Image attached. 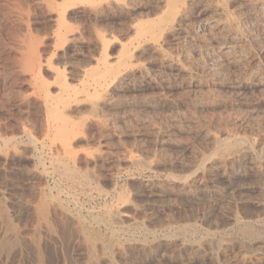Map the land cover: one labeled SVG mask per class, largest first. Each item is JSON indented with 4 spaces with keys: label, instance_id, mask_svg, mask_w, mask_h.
I'll return each mask as SVG.
<instances>
[{
    "label": "rangeland",
    "instance_id": "rangeland-1",
    "mask_svg": "<svg viewBox=\"0 0 264 264\" xmlns=\"http://www.w3.org/2000/svg\"><path fill=\"white\" fill-rule=\"evenodd\" d=\"M172 8L0 0V264H264V0Z\"/></svg>",
    "mask_w": 264,
    "mask_h": 264
},
{
    "label": "bare ground",
    "instance_id": "bare-ground-1",
    "mask_svg": "<svg viewBox=\"0 0 264 264\" xmlns=\"http://www.w3.org/2000/svg\"><path fill=\"white\" fill-rule=\"evenodd\" d=\"M188 0H168V4H169V6H171V7H173L172 9H174V11L175 12H177V14H176V16H179V14H180V8L183 6V5H185L186 4V2H187ZM190 1V0H189ZM224 3V2H223ZM118 4V3H117ZM172 9H171V11H172ZM99 10V9H98ZM164 11H166V10H164ZM215 11V10H214ZM173 12V11H172ZM172 12H171V14H172ZM220 12V11H219ZM96 13V12H95ZM165 15L166 14H164V18H165ZM62 16V15H61ZM170 16V15H169ZM172 17H173V15H171ZM166 17H168V16H166ZM226 17V16H225ZM171 18V17H170ZM175 18V17H174ZM231 18V17H230ZM64 19V18H63ZM162 19H163V16H162ZM166 20V19H165ZM169 20V19H168ZM171 20H172V18H171ZM174 20V19H173ZM260 20H264V17H262ZM161 21V20H160ZM235 21V20H234ZM163 22V21H162ZM167 22V21H166ZM170 22V21H169ZM217 22V21H216ZM228 22V21H227ZM264 22V21H263ZM211 23H212V21L211 20H207V21H205L204 23H203V25H204V28H211ZM148 24V23H147ZM150 24V23H149ZM148 24V25H149ZM154 24V23H153ZM162 25H164L163 23H161ZM181 24V23H180ZM199 24V23H198ZM262 25V24H261ZM149 26H151V25H149ZM159 26V25H158ZM141 27H144V26H142L141 25ZM161 27V26H160ZM214 27V26H213ZM229 27H230V25H229ZM147 29H148V27H146ZM158 28V27H157ZM192 28H194V27H192ZM191 28V29H192ZM221 28V27H220ZM223 28V27H222ZM151 29V28H150ZM171 29V28H170ZM169 29V30H170ZM137 30V29H136ZM135 30V31H136ZM139 30V29H138ZM141 30H142V28H141ZM149 30V29H148ZM148 30H147V32H148ZM159 30V29H158ZM193 30V29H192ZM204 30V29H203ZM209 30V29H208ZM69 31V30H68ZM166 31V30H165ZM73 32V31H72ZM153 32V31H152ZM60 33V32H59ZM193 33V32H192ZM206 33V32H205ZM246 33V32H245ZM251 33V32H250ZM154 34V33H153ZM153 34H152V36L151 37H153ZM197 34V33H196ZM217 34V33H216ZM148 35V34H147ZM150 35V34H149ZM212 35V34H211ZM137 36H139V34L138 35H136V37ZM161 35H159V37H160ZM201 36V35H200ZM73 37V36H72ZM150 37V36H149ZM205 37V36H204ZM65 38V37H64ZM106 38V37H105ZM166 38V37H165ZM63 39V38H62ZM65 39H67V37L65 38ZM75 39V38H74ZM103 39V38H102ZM156 39V38H155ZM154 39V40H155ZM73 40V39H72ZM65 41V40H64ZM63 41V42H64ZM75 41V40H74ZM99 41V40H98ZM103 41H104V39H103ZM226 41V40H225ZM106 44H108V42L106 43ZM138 44V43H137ZM233 44V43H232ZM231 44V42L230 43H227L224 47H222L223 49H225V50H227V51H229L230 53H232V51L234 50V45H232ZM105 46V45H104ZM104 46L102 47L103 49H104ZM221 46V45H220ZM160 47V46H159ZM105 48H107V46H105ZM161 48V47H160ZM125 49V48H124ZM106 50V49H105ZM122 50V49H121ZM228 52V53H229ZM239 52V51H238ZM250 52V51H249ZM105 54H106V52H104ZM124 53H125V55H128L129 54V52H128V50H124ZM209 53V52H208ZM243 53V52H242ZM171 54V53H170ZM206 54V53H205ZM225 54V53H224ZM245 54V53H244ZM164 55V54H163ZM242 55V54H241ZM172 56V55H171ZM179 56V55H178ZM209 56V55H208ZM106 57V56H105ZM105 57H103L104 59H101L102 60V62H103V65H104V69L105 70H107V69H109V68H111L110 66H111V63H110V61L111 60H109V58H105ZM122 58V57H121ZM125 58H127V57H125ZM125 58H123V59H125ZM164 58V57H163ZM241 58V57H240ZM122 59V60H123ZM245 59V58H244ZM118 61H119V58L117 59ZM126 60V59H125ZM168 60V59H167ZM171 60V59H170ZM177 60V59H176ZM180 60V59H179ZM117 61V62H118ZM124 62H126V61H124ZM235 62V61H234ZM130 63H132V61L130 62ZM118 64H120V63H118ZM117 64V65H118ZM259 64H260V62H259ZM124 65V64H123ZM179 67V66H178ZM59 69V68H58ZM259 69H264V62L261 64V66L259 67ZM59 70H61V69H59ZM253 70V69H252ZM254 70H255V68H254ZM81 71V70H80ZM110 71V70H109ZM261 71V70H260ZM106 72V71H105ZM103 73H104V71H103ZM108 73V72H107ZM101 74V73H100ZM253 74V73H252ZM57 75V77H58V73L56 74ZM65 75V74H64ZM68 75V74H67ZM85 75V74H84ZM105 75V74H104ZM59 76H60V74H59ZM101 76H103L102 74H101ZM101 76H99V74L98 75H96V76H93V77H95V81L98 83L99 81H98V78H101ZM138 76V75H137ZM255 76V75H254ZM55 77V76H54ZM120 77V76H119ZM256 77V76H255ZM60 77H58V79H59ZM39 79V78H38ZM64 79H66V77H64ZM135 79V78H134ZM55 80H56V78H55ZM111 81H113V80H111ZM125 81V80H124ZM260 81V80H259ZM69 82V81H68ZM83 82V81H82ZM91 82V81H90ZM58 84H60V86L58 87L59 88V91H60V93H59V96L58 97H56V98H53L52 99V102H51V104H50V106H49V110H50V114H52L54 117H55V119H58V120H60L61 121V130H60V132L61 131H63L64 133L68 130V120L67 119H69V117H66L65 118V116L63 115V109L64 108H66V107H68L69 105H70V103L68 102V100H67V96H69V98H70V96H71V92L73 93V92H77V91H75V89H70V86H69V84H67V82H66V80H62L61 79V81H60V83H58ZM104 84H105V82H104ZM101 86V85H100ZM75 87V86H74ZM86 87V86H85ZM56 90V89H55ZM72 90V91H71ZM74 90V91H73ZM89 91V90H88ZM50 93V92H49ZM49 93H47L48 95H49ZM77 94V96H78V93H76ZM76 94H74V96L73 97H75V95ZM109 94V93H108ZM47 96V95H46ZM100 95H98V97H99ZM90 97V96H89ZM92 97V96H91ZM94 97H96V96H94ZM101 97V96H100ZM112 97V96H111ZM82 98V97H81ZM97 98V97H96ZM76 99V98H75ZM110 99V98H109ZM114 99V98H113ZM201 99V98H200ZM203 100V99H202ZM80 101V100H79ZM100 101V100H99ZM49 102V101H48ZM201 102V101H200ZM203 102V101H202ZM96 103H98V102H95L94 104H93V106H92V108L91 109H89V111L90 110H94V111H98L99 110V105H100V103H99V105L98 104H96ZM111 103V102H110ZM133 103V102H132ZM43 104V103H42ZM49 104V103H48ZM102 104V103H101ZM105 104H106V101H105ZM72 105V104H71ZM79 105V104H78ZM108 105H109V103H108ZM103 107H105L104 105H102ZM111 106V105H110ZM114 106V105H113ZM146 106V105H145ZM62 107H64V108H62ZM101 107V106H100ZM77 108V107H76ZM75 108V109H76ZM106 109V108H105ZM78 110V109H77ZM108 110V109H107ZM73 111V110H72ZM75 111V110H74ZM83 111H84V108H83ZM88 111V112H89ZM101 111V110H100ZM78 112V111H77ZM87 112V113H88ZM91 112V111H90ZM89 112V113H90ZM69 113V112H68ZM67 113V114H68ZM80 113V112H79ZM83 113V112H82ZM81 113V114H82ZM65 114V113H64ZM104 114V113H103ZM108 115V114H107ZM103 116V115H102ZM50 117V116H49ZM102 118V117H101ZM105 118V117H104ZM71 119V118H70ZM87 119V118H86ZM89 119V118H88ZM54 120V119H53ZM58 120H55V121H58ZM103 120V119H102ZM105 120V119H104ZM56 123V122H55ZM78 123H80V121L78 122ZM81 123H83V121L81 120ZM107 123V122H106ZM57 124H59V123H57ZM75 125V124H74ZM78 124H76V126H77ZM72 126V125H71ZM60 129V128H59ZM54 130V129H53ZM70 130V129H69ZM59 131V130H58ZM75 131V130H74ZM77 131V130H76ZM55 132V131H54ZM231 132V131H230ZM229 133V132H228ZM61 134H63V133H61ZM73 134V133H72ZM74 134H76V132H74ZM64 137V136H63ZM75 137V136H74ZM73 137V138H74ZM247 137V136H246ZM52 138V137H51ZM245 138V137H244ZM244 138H241V137H239V136H236V135H233V136H231L230 135V137L228 136L227 138H222L221 139V141L222 142H224V143H222L223 145L225 144L226 146L224 147V146H222L224 149H225V152L226 151H231L230 149L232 148L231 146H230V142H229V140L231 139H233V140H235V142L237 143V144H239V142L241 143V141H243L244 140ZM55 139V138H54ZM247 139V138H246ZM245 139V140H246ZM66 139H64L63 138V141L64 142H66L67 143V140L65 141ZM232 140V141H233ZM59 141V140H58ZM60 142V141H59ZM58 143V142H57ZM63 143V142H62ZM221 144V143H220ZM256 144V143H255ZM263 144V143H262ZM59 145V144H58ZM65 145V144H64ZM261 145V144H260ZM36 146V145H35ZM237 146V145H236ZM68 147H69V145H68ZM222 147H220V148H222ZM251 147V146H250ZM229 151H228V153H229ZM256 151V150H255ZM76 152V151H75ZM218 152V151H217ZM223 152V151H222ZM77 153V152H76ZM100 154V153H99ZM214 154V153H213ZM220 154V153H219ZM232 155H234V154H232ZM80 156V155H79ZM78 157V156H77ZM222 157V156H221ZM239 157H241V156H239ZM71 158H73V157H71ZM225 158V157H224ZM69 160H70V158H69ZM57 161V160H56ZM140 161V160H139ZM98 162V161H97ZM80 163V162H79ZM136 163H137V161H136ZM64 165V164H63ZM66 166V164L64 165V173H66L69 177H71V178H73V177H76V172H77V170H76V168L75 169H71V168H69V167H65ZM80 166V165H79ZM61 168H63L62 166H61ZM79 168V167H78ZM82 168V167H81ZM88 168V167H87ZM57 171V170H56ZM58 171H59V169H58ZM84 172V171H83ZM88 172V171H87ZM49 173V172H48ZM89 173V172H88ZM91 173V172H90ZM79 174V173H78ZM87 178H88V176H86ZM34 178V177H33ZM94 178V177H93ZM96 178V177H95ZM79 179V178H78ZM62 180H64V179H62ZM92 180V179H91ZM90 180V181H91ZM87 181V180H86ZM87 182H89V181H87ZM95 182V181H94ZM97 182V181H96ZM101 182V181H100ZM79 184V183H78ZM46 185V184H45ZM48 185V184H47ZM82 185V184H81ZM81 187V186H80ZM50 188V187H49ZM96 189H97V186L95 187ZM104 191V190H103ZM43 194V193H42ZM100 194V193H99ZM98 194V195H99ZM118 194V193H117ZM97 195V194H96ZM68 196V195H67ZM73 196V195H72ZM77 197V196H76ZM49 198H51V197H49ZM51 199H54V198H51ZM46 201V200H45ZM110 203V202H109ZM112 203V202H111ZM39 204V203H38ZM56 204V203H55ZM77 204V203H76ZM37 205V204H36ZM42 206L40 207V213H41V217H43L45 220H48L49 218H48V213H49V207L48 206H46V204L44 203V204H41ZM34 206V205H33ZM56 208V207H55ZM57 210V209H56ZM109 211V210H108ZM76 212V211H75ZM89 212V211H88ZM102 212V211H101ZM54 213V212H53ZM59 213V212H58ZM68 213V212H67ZM92 213V212H91ZM34 214V213H33ZM39 214V213H38ZM52 214V213H51ZM40 215V214H39ZM64 215V214H63ZM109 215L111 216V217H116V218H121L122 219V217L124 216L123 214H122V212H120L119 210L118 211H116V212H110L109 213ZM1 216V215H0ZM69 216V215H68ZM102 217V216H101ZM113 217V218H114ZM35 218V217H34ZM109 218V217H108ZM115 218V219H116ZM128 218V217H127ZM61 219H63V218H61ZM61 219H60V221H61ZM101 219V218H100ZM130 219V218H129ZM52 220V219H51ZM82 220V219H81ZM95 220V219H94ZM113 220V219H112ZM6 221H8V220H6ZM36 221V220H35ZM69 221H70V219H69ZM58 222H59V220H58ZM105 222V221H104ZM126 223V222H125ZM44 224H46V223H44ZM53 224V223H52ZM86 224V223H85ZM97 224V223H96ZM104 224V223H103ZM109 224V223H108ZM139 224V223H138ZM56 225L58 226L59 224H57L56 223ZM15 226V225H14ZM50 226V225H49ZM75 226H76V224H75ZM106 226V225H105ZM109 226V225H108ZM130 226V225H129ZM65 227V226H64ZM70 227V226H69ZM79 227V226H78ZM119 227V226H118ZM128 227V226H127ZM61 228V227H60ZM75 228V227H74ZM95 228V227H94ZM108 228V227H107ZM78 229V228H77ZM245 229V228H244ZM52 230V229H51ZM62 231V230H61ZM93 231V230H92ZM243 231V230H242ZM39 232V231H38ZM80 232V231H79ZM245 232V231H244ZM250 232V231H249ZM20 233V232H19ZM63 233H65V232H63ZM72 233H74V232H72ZM114 233V232H113ZM77 234V233H76ZM75 234V235H76ZM117 234V233H116ZM249 234V233H248ZM64 235V234H63ZM80 235V234H79ZM47 236H49V235H47ZM93 237H91V238H95V239H97V241L100 239V236H99V234L97 233L96 234V232H95V234H93L92 235ZM251 236H252V234H251ZM61 237V236H60ZM68 237V236H67ZM50 239V238H49ZM54 239V238H53ZM62 239V238H61ZM28 240V239H27ZM81 240V239H80ZM25 241V240H24ZM67 241V240H66ZM23 242V241H22ZM30 242V241H29ZM71 242H73V241H71ZM82 242H84L83 240H82ZM116 243V242H115ZM119 243V242H118ZM122 243V242H121ZM234 243H235V241H234ZM104 244V243H103ZM113 244V243H112ZM231 244V243H230ZM236 244V243H235ZM6 245V244H5ZM81 245V244H80ZM101 245V244H100ZM100 245H99V248H100ZM116 246V245H115ZM127 246V245H126ZM236 246V245H235ZM28 248V247H27ZM44 248V247H43ZM98 248V247H97ZM113 248V247H112ZM7 249V248H6ZM194 249V248H193ZM10 250V249H9ZM24 250V249H23ZM90 250V249H89ZM11 251V250H10ZM17 251V250H16ZM31 251V250H30ZM34 251V250H33ZM95 251V250H94ZM111 251V250H110ZM127 251V250H126ZM15 252V251H14ZM102 252V251H101ZM105 252V251H104ZM33 253V252H32ZM19 254V253H18ZM17 255V254H16ZM112 255V254H111ZM13 256H14V254H13ZM12 257V256H11ZM100 257V256H99ZM93 258V257H92ZM112 261V260H111ZM111 261H109V262H111Z\"/></svg>",
    "mask_w": 264,
    "mask_h": 264
}]
</instances>
